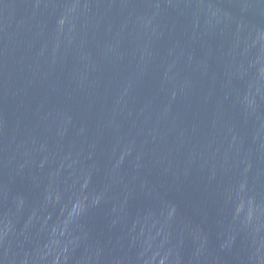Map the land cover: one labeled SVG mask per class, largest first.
Segmentation results:
<instances>
[{"label":"water","instance_id":"95a60500","mask_svg":"<svg viewBox=\"0 0 264 264\" xmlns=\"http://www.w3.org/2000/svg\"><path fill=\"white\" fill-rule=\"evenodd\" d=\"M0 264H264V0H0Z\"/></svg>","mask_w":264,"mask_h":264}]
</instances>
